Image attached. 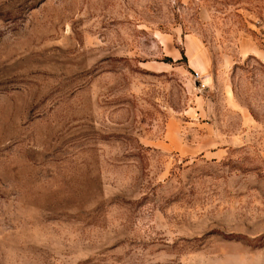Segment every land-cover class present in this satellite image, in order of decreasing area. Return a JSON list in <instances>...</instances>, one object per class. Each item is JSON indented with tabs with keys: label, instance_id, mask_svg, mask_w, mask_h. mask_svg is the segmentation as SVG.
<instances>
[{
	"label": "rangeland",
	"instance_id": "obj_1",
	"mask_svg": "<svg viewBox=\"0 0 264 264\" xmlns=\"http://www.w3.org/2000/svg\"><path fill=\"white\" fill-rule=\"evenodd\" d=\"M256 50L264 0H0V264H264Z\"/></svg>",
	"mask_w": 264,
	"mask_h": 264
},
{
	"label": "crops",
	"instance_id": "obj_2",
	"mask_svg": "<svg viewBox=\"0 0 264 264\" xmlns=\"http://www.w3.org/2000/svg\"><path fill=\"white\" fill-rule=\"evenodd\" d=\"M253 52V54H255V56H257L258 58H262L263 57V52H261V51H259V50H256L255 52L254 51H252Z\"/></svg>",
	"mask_w": 264,
	"mask_h": 264
},
{
	"label": "water",
	"instance_id": "obj_3",
	"mask_svg": "<svg viewBox=\"0 0 264 264\" xmlns=\"http://www.w3.org/2000/svg\"><path fill=\"white\" fill-rule=\"evenodd\" d=\"M195 85H196L197 87H199V86H200V84H199V83H196Z\"/></svg>",
	"mask_w": 264,
	"mask_h": 264
}]
</instances>
